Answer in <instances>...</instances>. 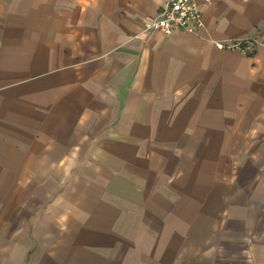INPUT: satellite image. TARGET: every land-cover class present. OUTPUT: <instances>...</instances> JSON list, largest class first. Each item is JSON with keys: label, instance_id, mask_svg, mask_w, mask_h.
<instances>
[{"label": "crops", "instance_id": "0c3cea01", "mask_svg": "<svg viewBox=\"0 0 264 264\" xmlns=\"http://www.w3.org/2000/svg\"><path fill=\"white\" fill-rule=\"evenodd\" d=\"M166 1L0 0V264H264V0Z\"/></svg>", "mask_w": 264, "mask_h": 264}, {"label": "built area", "instance_id": "2783aa9c", "mask_svg": "<svg viewBox=\"0 0 264 264\" xmlns=\"http://www.w3.org/2000/svg\"><path fill=\"white\" fill-rule=\"evenodd\" d=\"M198 1L200 0H167L155 18L142 22L144 32L155 31L163 36H169L180 28L194 32L202 24ZM187 23L191 25L189 29L186 27Z\"/></svg>", "mask_w": 264, "mask_h": 264}]
</instances>
